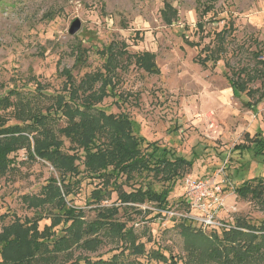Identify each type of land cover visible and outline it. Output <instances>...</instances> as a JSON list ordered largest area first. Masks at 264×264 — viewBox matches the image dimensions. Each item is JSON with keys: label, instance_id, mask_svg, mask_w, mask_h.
I'll return each instance as SVG.
<instances>
[{"label": "rangeland", "instance_id": "obj_1", "mask_svg": "<svg viewBox=\"0 0 264 264\" xmlns=\"http://www.w3.org/2000/svg\"><path fill=\"white\" fill-rule=\"evenodd\" d=\"M165 4L178 11V20L171 26L162 20ZM203 10H208L204 34L196 27ZM76 19L82 27L71 35ZM224 28L231 32L226 52L216 67H201L195 62L200 50L209 43L213 46L215 33ZM187 41L199 45L191 47ZM114 42L125 44L131 54L154 53L161 73L148 74L123 59L124 67L117 70L114 80L117 97L106 98L100 106L108 113L127 114L148 142L195 158V163L173 187L165 209L149 202L132 208L121 203L116 193L104 202L120 208L117 218L126 222L127 228L133 227L137 240L145 244V255L134 256L126 244L122 246L106 233L94 250L76 247L57 257L54 264L110 259L115 254H122L126 263L163 264L149 255L154 251L172 256L180 264L194 257L196 264H222L212 258L213 254H205L210 252L208 244L200 243L195 253H190L193 243L182 226L191 224L207 236L212 231L200 225V220H193L201 216L185 202L186 179L210 180L222 187L224 206L215 214L218 224L229 228L264 223V204L235 193L243 181L264 177V156L234 150L246 142L247 135L264 141V81L259 77L249 83V88H258L250 98L234 93L228 81L242 68L248 71L264 66V0H0V94L37 90L33 100L46 106L49 98L39 91L62 92L65 70H70L77 83L85 74L101 70L105 58L100 51ZM78 48L85 51L86 62L76 61ZM5 114L11 118L9 124L16 122L7 112L1 115ZM61 138L68 151L69 141ZM12 157L15 167L0 180V232L15 217L22 221L42 219L23 197L39 194L50 177L58 179L49 163L28 159L25 149ZM147 187L157 192L166 188L147 174L137 176L124 190ZM91 189L90 181L85 180L69 203L83 209L88 220L95 216L94 207L87 204ZM5 214L7 219L2 220ZM50 223L43 220L40 228ZM221 231L216 230L218 234Z\"/></svg>", "mask_w": 264, "mask_h": 264}, {"label": "trees", "instance_id": "obj_2", "mask_svg": "<svg viewBox=\"0 0 264 264\" xmlns=\"http://www.w3.org/2000/svg\"><path fill=\"white\" fill-rule=\"evenodd\" d=\"M207 13L208 10H203L196 24L197 31L202 34L205 33ZM162 20L167 26L173 25L178 20V11L165 4ZM229 29L215 33L214 45L209 43L200 50L195 60L197 64L205 69L216 67L226 52ZM187 43L191 47L199 45ZM126 48L125 44L114 42L101 50L100 54L105 58L103 68L85 74L79 83L70 70H65L66 85L62 92L39 91L49 98L46 106L41 105L40 100H33L37 90L27 93L10 90L6 95L0 94V180L15 167L12 155L23 149L28 159L45 161L58 173V179L50 177L39 194L23 197L29 203L28 208L38 211L42 219L22 221L15 217L2 227L0 264H54L58 262L57 257L76 247L94 250L106 233L114 236L122 246L126 244L134 256L145 255V244L137 240L133 227L127 228V223L117 218L120 208L108 207L104 202L116 193L121 203L132 208L149 202L165 209L173 187L193 169L195 158L188 159L158 142H148L138 134L136 123L127 114L108 113L100 106L106 98L117 97L114 80L118 76L117 70L124 67L123 59L134 62L148 74L161 73L154 53L131 54ZM76 51V61L86 62L85 51L79 48ZM259 77L264 81V66L248 71L242 68L229 76L228 81L234 93H245L250 98L258 88H249V83ZM1 112L9 113L16 122L9 124L11 118ZM61 136L69 141L68 151ZM263 145L262 139L247 135L246 142L235 146L234 150L239 154L253 151L264 156ZM147 174L157 178L166 188L161 192L152 187L124 190V186L135 181L137 176ZM85 180L92 185L87 202L94 207L92 220L87 219L83 209L69 204ZM235 193L240 198L264 204V177L243 181L235 188ZM1 219H7L6 214ZM43 220L51 223L41 229ZM218 229L222 230L220 234L216 232ZM211 231L207 236L201 228L195 230L191 224L182 226V232L193 243L190 253L203 243L210 247V252L205 254H213L212 258L222 264L264 263V223L260 226L236 224ZM120 255L95 261L77 260L72 264H143L141 261L126 263ZM149 255L163 264H180L179 260L160 251ZM194 258L183 264H196Z\"/></svg>", "mask_w": 264, "mask_h": 264}, {"label": "built area", "instance_id": "obj_3", "mask_svg": "<svg viewBox=\"0 0 264 264\" xmlns=\"http://www.w3.org/2000/svg\"><path fill=\"white\" fill-rule=\"evenodd\" d=\"M209 181L186 179L185 202L190 209L198 212L197 216H201L193 219L200 220V225L208 229L223 228L224 226L215 222V214L221 206H224V199L221 196L222 187Z\"/></svg>", "mask_w": 264, "mask_h": 264}, {"label": "water", "instance_id": "obj_4", "mask_svg": "<svg viewBox=\"0 0 264 264\" xmlns=\"http://www.w3.org/2000/svg\"><path fill=\"white\" fill-rule=\"evenodd\" d=\"M81 27H82L81 21L79 19H76L73 22V24H72V26H71V28L69 30V33L71 35H75V34H77L80 31Z\"/></svg>", "mask_w": 264, "mask_h": 264}]
</instances>
